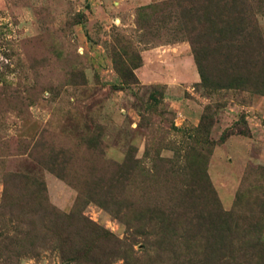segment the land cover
<instances>
[{
	"label": "rangeland",
	"instance_id": "1",
	"mask_svg": "<svg viewBox=\"0 0 264 264\" xmlns=\"http://www.w3.org/2000/svg\"><path fill=\"white\" fill-rule=\"evenodd\" d=\"M0 264H264V0H0Z\"/></svg>",
	"mask_w": 264,
	"mask_h": 264
},
{
	"label": "trees",
	"instance_id": "2",
	"mask_svg": "<svg viewBox=\"0 0 264 264\" xmlns=\"http://www.w3.org/2000/svg\"><path fill=\"white\" fill-rule=\"evenodd\" d=\"M117 71L119 72L120 76L125 80V81H131V79L133 77H135V75L133 74L132 71H127V72H124L122 71L120 68H117Z\"/></svg>",
	"mask_w": 264,
	"mask_h": 264
}]
</instances>
